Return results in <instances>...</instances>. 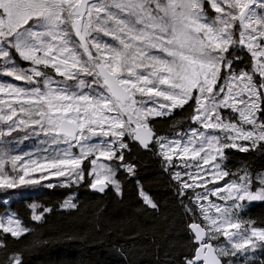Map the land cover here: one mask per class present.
<instances>
[{
	"label": "snow or ice",
	"instance_id": "snow-or-ice-1",
	"mask_svg": "<svg viewBox=\"0 0 264 264\" xmlns=\"http://www.w3.org/2000/svg\"><path fill=\"white\" fill-rule=\"evenodd\" d=\"M242 53L250 71L237 70ZM0 75L29 85L0 82V188L49 175L78 184L89 161L90 187L120 193L118 170L136 174L124 162L131 139L160 158L181 198L204 189L184 206L192 219L183 264H225L264 247V220L241 218L246 204L264 202V172L222 164L227 149L264 150V0H0ZM185 106L194 126L157 135L151 121ZM19 132L50 146L36 158L14 154ZM139 195L158 209L142 188ZM0 232L20 240L30 229L5 213ZM22 255L5 252L0 264H22Z\"/></svg>",
	"mask_w": 264,
	"mask_h": 264
},
{
	"label": "trees",
	"instance_id": "trees-1",
	"mask_svg": "<svg viewBox=\"0 0 264 264\" xmlns=\"http://www.w3.org/2000/svg\"><path fill=\"white\" fill-rule=\"evenodd\" d=\"M15 63L25 69L30 67L18 57ZM251 68L250 55L242 53L237 70ZM45 71L54 75L51 69ZM221 111L225 119H237L230 110ZM190 113L191 109L185 106L151 123L157 135L171 138L181 129L187 131L194 126L189 119ZM14 136L17 137L15 141L21 143L25 133ZM24 140L35 148L36 154L50 146L42 143V136L29 135ZM125 142L128 148L123 150L124 162L133 165L136 174L133 177L123 168L118 170L116 178L120 182V193L112 186L103 193H92L91 177L87 176L91 164L86 161L85 179L78 184H56L8 203L2 201L0 214H14L30 233L17 240L0 232V244L6 245V248H0V260L5 252L22 251V264H183L190 250L191 234L187 225L192 219L184 206L189 205L195 193L201 190H189L188 196L181 198L177 194L178 185L164 170L160 158L152 150H141L131 139ZM119 163L113 162L114 165ZM222 164L232 173L245 166L253 173L264 172V150L240 152L227 149ZM172 171L181 170L173 168ZM223 183L220 181L221 185ZM208 187L213 185L210 183ZM141 188L151 195L158 209L143 204L139 195ZM210 199L218 201L213 197ZM66 200H71L77 207L64 208L62 205ZM34 213H43L42 220H34ZM241 218L264 220V202L246 204ZM220 242L226 243L223 238ZM224 260L225 264L229 261L264 264V247L249 249Z\"/></svg>",
	"mask_w": 264,
	"mask_h": 264
},
{
	"label": "rangeland",
	"instance_id": "rangeland-1",
	"mask_svg": "<svg viewBox=\"0 0 264 264\" xmlns=\"http://www.w3.org/2000/svg\"><path fill=\"white\" fill-rule=\"evenodd\" d=\"M210 11V18L212 16H214V13H211ZM105 40H108V38H103ZM111 42V41H109ZM250 71V70H249ZM54 73V72H53ZM53 77H55V73L53 75ZM56 79H59V77H55ZM258 79V78H257ZM0 82H6V83H11L17 86H21V87H29V85L25 84L24 82L21 81H16L14 80L12 77H8L4 78V75H0ZM221 84L224 83V81H220ZM231 111V110H230ZM232 114L237 117L238 119V115L236 113ZM250 127V126H249ZM24 136V135H23ZM17 137H15L16 139ZM15 139L13 140V144H14V149L13 152L14 154H20V155H25V154H32L33 158H36L38 155L42 156L43 152H41L40 154H36L35 152V148H31L29 143L27 141H25V137L24 139H22L21 143H18L17 141H15ZM247 143V142H244ZM75 151H77L78 153V149H76ZM105 163H108L107 161H104ZM177 164H179V161H177ZM179 168V167H177ZM91 169V167H90ZM179 170H183L181 168H179ZM40 176V173H35L33 174V178L38 179ZM56 184H77V183H73V182H68L66 177H56V176H51L49 175V178L46 180H41V182L39 184H32V185H21L15 189H4V188H0V203L3 201V203H8L10 200L12 199H18L21 196H25L27 194L30 193H35L40 191L41 189L45 188V187H49V185H56ZM201 192L204 191L203 188H200ZM215 200H218L216 197H213ZM216 203H221V201H214ZM9 215L15 216L14 214L10 213V212H6ZM5 214V213H4ZM4 214H0V218H4ZM16 217V216H15Z\"/></svg>",
	"mask_w": 264,
	"mask_h": 264
},
{
	"label": "water",
	"instance_id": "water-1",
	"mask_svg": "<svg viewBox=\"0 0 264 264\" xmlns=\"http://www.w3.org/2000/svg\"><path fill=\"white\" fill-rule=\"evenodd\" d=\"M131 141H132V140H131ZM132 142H133L136 146H138L141 150H145L143 147H141V146L139 145L138 142H134V141H132ZM107 189H108V188H106L105 191H107ZM90 190H91L92 193H103V192H99L98 190H94V189H92V188H90ZM105 191H104V192H105Z\"/></svg>",
	"mask_w": 264,
	"mask_h": 264
}]
</instances>
